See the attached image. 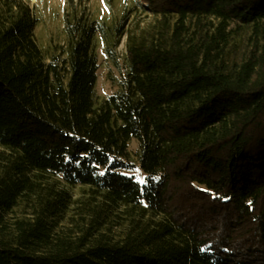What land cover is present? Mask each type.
<instances>
[{
    "label": "trees",
    "instance_id": "16d2710c",
    "mask_svg": "<svg viewBox=\"0 0 264 264\" xmlns=\"http://www.w3.org/2000/svg\"><path fill=\"white\" fill-rule=\"evenodd\" d=\"M143 1L98 100L104 24L67 15L47 56L0 0V264H264V0Z\"/></svg>",
    "mask_w": 264,
    "mask_h": 264
},
{
    "label": "rangeland",
    "instance_id": "374dc122",
    "mask_svg": "<svg viewBox=\"0 0 264 264\" xmlns=\"http://www.w3.org/2000/svg\"><path fill=\"white\" fill-rule=\"evenodd\" d=\"M30 5L34 15L38 19L34 34L37 43L49 56L57 51L61 45L67 41V31L65 28L66 16L83 15L90 19H95L103 23L107 32H98L94 39V48L98 56L99 69L97 78V98L102 100L109 94L119 89V81L122 70L126 66V43L127 33L138 32L141 28L153 20L152 13L145 9L143 0H22ZM125 33L121 37L120 43L114 49L115 62L108 56L107 49H113L115 37L114 28L122 23L125 16ZM116 62L119 63L116 64ZM138 143L132 140L130 150L131 159L135 163V168L128 171L133 173L137 179L144 181L145 174L139 166L136 156ZM59 186L67 188L74 199L84 197L88 193V187L80 184L71 185L65 183L59 176H54ZM21 207L15 209L13 215L21 212ZM73 212L70 211L64 220V224L73 221Z\"/></svg>",
    "mask_w": 264,
    "mask_h": 264
}]
</instances>
